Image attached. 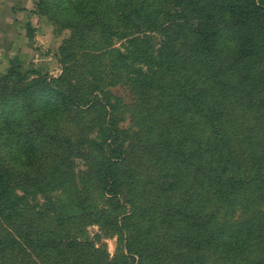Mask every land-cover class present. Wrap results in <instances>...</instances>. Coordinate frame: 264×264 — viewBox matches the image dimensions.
<instances>
[{
  "label": "trees",
  "instance_id": "trees-1",
  "mask_svg": "<svg viewBox=\"0 0 264 264\" xmlns=\"http://www.w3.org/2000/svg\"><path fill=\"white\" fill-rule=\"evenodd\" d=\"M12 1V5L0 6V35L4 36L0 41L5 42L0 49L4 47V52L12 49L16 31L6 20L25 10L26 0ZM172 3L180 9L179 21H165ZM37 8L40 15L72 31L69 46L80 44L72 51L79 49L81 56L66 57L58 78L35 70L22 74L18 67L0 75V264H165L156 253L162 238L153 225H166L169 220H179L186 227L178 239L170 232L166 236L185 249V264H210L209 257L245 260L252 255L255 246L264 242V231L255 219L217 225L202 204H224L246 189L249 181L238 171L231 138L217 125L232 92H244L249 101L256 99L264 108V0H37ZM167 24L192 36V40L179 37L187 41L194 61L193 78L178 63L175 48L165 42L157 47L142 36V28L156 35ZM3 26L7 31H2ZM94 33L99 36L97 43H103L101 48L96 49L94 42L87 47V38ZM120 40L126 41L121 49L112 45ZM83 53L84 74L91 80L85 87L76 81L71 67ZM105 56L113 57V70L115 63L125 73L136 66L140 84L149 92L159 91L157 105L165 106L155 111V121L146 130L151 145L150 151L145 150L164 167L185 159L191 166V185L178 167L172 166L174 173L145 177L143 185L139 173L130 169L132 153L119 144L112 101L99 81L112 67L104 63ZM229 70L252 91L233 86L226 77ZM180 104L193 110L197 126L211 130L205 139L196 137L192 148L177 144L165 133V128L186 124ZM86 116H96L98 140L86 133ZM67 120L81 127L77 143L98 149L102 159L94 181L113 199V213L92 205L86 193L76 196L69 191L72 172L66 155L76 142L63 129ZM258 180L264 185V177ZM58 184L67 186L61 190L66 202L54 191ZM128 184L136 189L124 199ZM63 205L62 221L74 222L79 217L125 236L123 255L111 258L96 243L79 241L69 233L42 236L30 225L28 215L51 209L59 215L57 209ZM247 262L264 264V254Z\"/></svg>",
  "mask_w": 264,
  "mask_h": 264
},
{
  "label": "rangeland",
  "instance_id": "rangeland-1",
  "mask_svg": "<svg viewBox=\"0 0 264 264\" xmlns=\"http://www.w3.org/2000/svg\"><path fill=\"white\" fill-rule=\"evenodd\" d=\"M12 2V0H0V6L3 7L6 3L12 5ZM169 6L171 14L165 18V21H169L172 18H176L179 21L177 17L180 16V9L175 6V3ZM1 12L2 10L0 11V16L2 15ZM6 23L16 27V31L11 40L12 49L10 52L5 53L4 47L0 49L1 76L7 75L8 71L13 69V67H18L23 71L22 74L35 70L41 72L43 75L47 74L58 78L63 72L62 62L66 57H73L74 54H77L79 57L81 56L79 49L74 52L72 51L73 49H77L80 44L74 47L69 46V41L73 36L72 31L59 26L47 16L40 15L38 13L37 0H26L25 10L17 13L14 19L6 20ZM1 29L2 31H7V27L5 26L1 27ZM141 31L143 33L142 36L145 35L151 44L161 47L162 43L165 42L168 47L175 48L178 52V57L176 55L178 63L182 64L186 72L185 74L193 78V74L196 71L194 61L188 51L187 41H183L179 37L180 35H184L185 39L192 40V36L190 37L189 35L188 38L185 33L181 34L178 27H173L169 24H167L165 31L158 32L156 35L148 33L145 28H142ZM0 37L4 38L3 34ZM87 40L89 42L87 47L90 48V43H97L99 36L94 33L88 36ZM4 43L0 41V45L3 46ZM125 43L126 41L121 40L113 41L112 45L116 44L115 47L121 49ZM102 44L99 42L94 47L96 49L101 48ZM62 48H66L65 51H62ZM84 55L85 53L82 54L81 59L77 60L75 64H71L74 70V77L82 87L91 82L89 76L84 74L86 72V68L85 71L83 70ZM104 63L112 66L109 68L111 71L106 70L103 72L99 77V81L102 84L104 92L108 94L112 101V115L117 120L120 131L118 135L119 144L124 145L132 153L130 169L139 173V179L143 185L146 181L145 177H157L170 172L174 173L172 166L178 167L182 177H186L188 184L191 185L193 182V176L189 175L191 166L189 163H184L185 159L164 167L165 165H162V163L160 165L156 164L153 156L148 153L151 142L146 130L155 121V111L165 106L159 107L157 105V94L159 91L149 92L145 86L140 84L139 79L141 75L137 74L136 66L135 70L128 68L126 70H129V72L125 73L118 63H115L116 68L113 70V57L105 56ZM258 69L262 70L261 67ZM143 70L147 71V68L143 67ZM131 71L132 73L130 74ZM104 73L108 78L104 79ZM226 77L233 86H244L248 91H252L247 84H241L239 76L237 78L230 70L226 74ZM160 79H164V75ZM133 80L136 81V84L132 82ZM164 83L166 84V81ZM254 94L256 97L255 92ZM229 95L225 103V110L223 111L224 117L218 123L217 128L221 129L224 127L227 135L231 138L232 151L236 155L238 171L241 172V177L249 181H247L246 189L242 190L237 196L226 200L224 204L214 203L212 207L202 204V208L209 217H214L217 225L231 226L237 222L254 218L255 223L264 231V185L258 180L260 175L264 177V108L258 106V100L256 99L249 101L244 92L243 94L232 92ZM258 97H262V95L258 94ZM179 106L183 111L182 114L186 120V124L184 126H177L178 124L172 125L169 127V130L165 128V133L168 132L177 144L183 143L192 148L197 138H207L211 130L206 126H197L198 120L190 112L193 110H189L188 107L182 104ZM73 117L74 115L71 118ZM86 118V127L88 128V130H85L86 133L90 139L98 140V136L94 130L96 129L94 128L96 116H86ZM63 125L67 137L74 139L73 142L81 139V127L72 123V120H67ZM194 140L195 142H193ZM66 156L72 172L69 178V191L76 196H82L86 193L92 205L100 210H107L113 213L111 207L113 199L106 196L96 186L94 181V174L102 159L98 149L85 145L83 142H76L72 153ZM63 187L60 184L54 187V191L58 193L57 197H62L61 190ZM135 189V185L128 184L125 189L124 199L128 197V193L133 194ZM53 197L54 199L56 198L55 196ZM62 199L66 202L63 197ZM30 202L34 203L33 200H30ZM38 202L46 204L41 198H38ZM31 203L30 205H32ZM67 203L70 204L69 201ZM65 207L66 205H63L57 209L59 215L56 214V209L45 210L46 212L42 211L39 215H28V221L31 222L30 225H33L34 230L42 236L65 235L69 233L79 241L87 239L96 243L97 247L107 252L111 258L123 255L126 243L125 236H121L118 232L117 234L113 229H104L87 219L79 217L75 218L74 222L62 221L61 215L66 211ZM163 224L164 222H160L153 225V227H157V234L162 238V246L160 251L156 252L157 256L165 264H185V255L187 256L185 249L179 244L167 241L168 239L166 238L167 235H170V232L171 235H175L176 239H178L181 230L186 229L185 225L179 220H169L166 222V225ZM261 253L264 254V242L255 246L252 255L245 257L246 261L243 259L239 260L240 258L233 256H228L224 260L215 257L209 258L211 259L210 264H248L247 259L251 261ZM153 255H155V252H153Z\"/></svg>",
  "mask_w": 264,
  "mask_h": 264
},
{
  "label": "crops",
  "instance_id": "crops-1",
  "mask_svg": "<svg viewBox=\"0 0 264 264\" xmlns=\"http://www.w3.org/2000/svg\"><path fill=\"white\" fill-rule=\"evenodd\" d=\"M10 52V51H9ZM5 53H7V52H5Z\"/></svg>",
  "mask_w": 264,
  "mask_h": 264
}]
</instances>
